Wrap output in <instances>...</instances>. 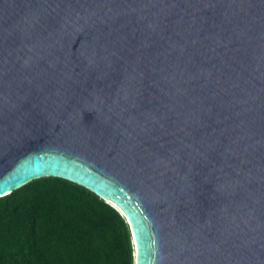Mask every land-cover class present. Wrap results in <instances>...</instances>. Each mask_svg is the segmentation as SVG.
Segmentation results:
<instances>
[{
  "label": "water",
  "instance_id": "obj_1",
  "mask_svg": "<svg viewBox=\"0 0 264 264\" xmlns=\"http://www.w3.org/2000/svg\"><path fill=\"white\" fill-rule=\"evenodd\" d=\"M43 176L135 264H264V0H0V196Z\"/></svg>",
  "mask_w": 264,
  "mask_h": 264
},
{
  "label": "trees",
  "instance_id": "obj_2",
  "mask_svg": "<svg viewBox=\"0 0 264 264\" xmlns=\"http://www.w3.org/2000/svg\"><path fill=\"white\" fill-rule=\"evenodd\" d=\"M121 210L58 176L32 179L0 196V264H135Z\"/></svg>",
  "mask_w": 264,
  "mask_h": 264
}]
</instances>
